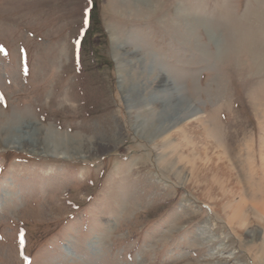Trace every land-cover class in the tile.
I'll use <instances>...</instances> for the list:
<instances>
[{
    "label": "rangeland",
    "instance_id": "374dc122",
    "mask_svg": "<svg viewBox=\"0 0 264 264\" xmlns=\"http://www.w3.org/2000/svg\"><path fill=\"white\" fill-rule=\"evenodd\" d=\"M263 167L264 0H0V264H264Z\"/></svg>",
    "mask_w": 264,
    "mask_h": 264
},
{
    "label": "bare ground",
    "instance_id": "6f19581e",
    "mask_svg": "<svg viewBox=\"0 0 264 264\" xmlns=\"http://www.w3.org/2000/svg\"><path fill=\"white\" fill-rule=\"evenodd\" d=\"M263 169H264V167H263ZM264 171V170H263ZM230 176V175H229ZM4 198H7L8 199V197H4ZM211 241H212V239H210Z\"/></svg>",
    "mask_w": 264,
    "mask_h": 264
}]
</instances>
